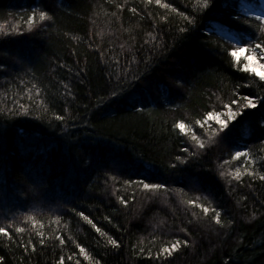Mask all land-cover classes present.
<instances>
[{"label": "trees", "instance_id": "1", "mask_svg": "<svg viewBox=\"0 0 264 264\" xmlns=\"http://www.w3.org/2000/svg\"><path fill=\"white\" fill-rule=\"evenodd\" d=\"M246 1L263 7L260 0ZM215 2L223 14L201 12L185 39L179 32L183 18L155 0H0V227H23L25 232L14 236L24 243L31 237L36 249L29 245L24 251L16 238L0 237V264H59L60 258L65 264H264V181L259 179L264 139L241 117L233 122L230 143L192 157L179 151L194 143L191 131L172 130L183 120L207 140L195 121L206 111H225L217 96L227 103L237 84L247 85L241 93L264 96L258 78L239 72L223 54L252 38L251 30L225 21L254 14L242 11V0ZM161 3L195 15L203 0ZM45 4L55 11V23L48 27L51 22L37 18L30 30L27 17ZM216 25L234 38L223 36ZM32 52L39 57L31 58ZM63 84L76 97L68 96L67 104ZM136 99L143 104L133 107ZM21 103L30 115L9 111ZM57 114L65 119L57 121ZM249 150L251 160L232 159L235 151ZM176 155L187 163H178ZM148 168L150 180L165 183L169 191L153 194L124 183L143 178ZM236 171L242 182L233 178ZM197 177L203 186L192 190L190 181ZM134 191L128 208L118 203L117 196L127 199ZM196 197L210 209L206 215L188 203ZM213 208L221 213L223 227L215 223ZM37 232L44 233V245ZM57 236L66 243L60 245ZM177 239L182 246L172 257L155 259ZM77 244L92 260L84 259Z\"/></svg>", "mask_w": 264, "mask_h": 264}, {"label": "snow or ice", "instance_id": "2", "mask_svg": "<svg viewBox=\"0 0 264 264\" xmlns=\"http://www.w3.org/2000/svg\"><path fill=\"white\" fill-rule=\"evenodd\" d=\"M153 0H147L148 4H152ZM53 3H55V0H53ZM155 4L160 6L164 9L171 8L172 12H176L179 16L183 18L185 21V26L179 28V32L184 34V38L186 39L188 37V34L192 31V29L195 28V23L197 17L200 15L201 12L207 10L212 13L217 14H223V6L220 3H216L215 0H203V3L201 5L200 11H198L195 15H188L185 14L182 11H178L177 8L172 7L169 3H161V0H155ZM47 9V10H45ZM133 13L137 11L135 7L131 9ZM51 13V14H50ZM37 18L39 21H48L51 22L48 24V27H51L52 24L55 23V11H53L51 8L48 7L47 4H45L41 8L33 9L31 11V14L27 17V22L31 26L36 23ZM167 21V17L165 18ZM226 23L231 24L232 26H239L243 25L242 31H249L251 30V36L252 38L248 41H246V46H240L233 48L230 52L225 49L224 55L228 56L230 55L232 60L230 63H234L237 67V70L239 72L245 73L249 76L258 78L257 83L259 84V87L264 89V7L261 8L259 14H254L251 19L244 18L241 19L240 16L232 17L230 20L225 21ZM13 32H17V34H22L17 31L16 28L12 29ZM5 36L11 35V32L5 31ZM149 41H145V43H148ZM155 46V45H154ZM166 46V45H165ZM123 47V45H121ZM217 54H220L217 52ZM24 58L31 59L33 56L39 57L38 52H32L31 58H29L27 55L22 53ZM118 63V62H117ZM60 68H64L65 65L61 64L59 65ZM4 70V66L0 64V71ZM83 71V70H81ZM246 77H241V79H245ZM59 83V82H57ZM119 84V81H117ZM57 85L53 84L52 87L55 88ZM35 87V86H33ZM175 87L177 89L183 88L184 84L183 82L180 84H176ZM241 87H247V85H235V89L232 93L231 99L227 103H223L221 101V98L219 96L216 97L217 101H220L222 108L225 111H217V110H209L206 111L205 116L202 119H198L195 121V124L199 126V128L204 129V135H208V139L205 140L201 138V136L197 135L196 131L189 128V126L183 121L174 122L172 125V130H179V133L181 134H187V132L191 131L190 140L194 142L191 147L184 146L180 148V152L183 153H189L192 157H196L198 155L202 154V150H205L209 146H216L221 145L224 143H230L233 129L235 128V123H239V118L244 117L245 119L250 120V122L253 125V128L256 132L259 133V138L264 139V96H256L253 97V94L251 92L248 93H241L239 89ZM64 93L62 94L65 98V104L69 103L67 97L72 96L71 89L68 84H63ZM31 91V89H30ZM44 91H47L45 89ZM36 97H40L41 95V89L37 88L36 90ZM50 96V103L55 104L56 98L54 96ZM29 99H32V97H29ZM76 97L72 96V100H75ZM211 100V97H209ZM143 104L142 100L136 99L133 107H136L137 105ZM36 107H39V105H36ZM138 111H143V108L140 107L137 109ZM10 112L14 115H30V109L26 108L23 103L19 105V107L15 110L9 109ZM47 111V109H45ZM55 119L57 121H63L65 119V116L62 114H57L55 116ZM230 124H232V128H230ZM218 126V127H215ZM215 127V130L212 131L209 135V130L213 129ZM250 151L244 152V151H235L234 155L232 156L233 160L240 161L241 158H245L248 160H251ZM175 160L180 164H185L187 161L183 160L181 156L176 155ZM225 164L230 163V161L225 160ZM172 169L177 168V163H171L169 165ZM223 167V165H221ZM152 175V170L150 168L145 169V174L143 178L137 179L134 181H125L124 183L127 185H136L137 188H140L148 193H157L160 190L163 191H169L167 185L163 182H153L150 180V177ZM221 176H224L225 173L221 172ZM254 172H248V176H254ZM237 182H242L243 178L239 171L235 172V175L233 177ZM259 179L261 181H264V175H260ZM113 181H116V177H112ZM190 185L192 190H198L203 186V179L202 178H195L190 181ZM182 191V190H181ZM115 194V193H113ZM118 203L122 205L124 208H128L130 200L136 199V193L135 191L131 194L129 198H125L124 196H117L116 197ZM200 199V197H196L195 199L188 201V203L192 204L194 207L201 208L203 213L206 215L210 209L208 207H205L203 205H200L197 203V201ZM70 211L75 212L77 216H79L83 221H86L88 225H91L93 229L97 233H100L101 236H107L108 241L111 245L115 246L116 248L120 247V244L116 239H113L111 236H108V233L103 232L101 228L97 227V225L93 222L92 219L89 218L88 215H86L83 211H76L75 208L70 209ZM211 211L215 214L214 219L215 223L217 225H220L223 227V224L221 223V213L217 211L215 208L211 209ZM192 215H196V213H192ZM29 219H32L29 217ZM105 219L109 220V223H111V219L108 217H105ZM59 223V219L56 221ZM164 222H161L163 224ZM191 223V221H189ZM181 231L187 232V228H181ZM25 232V229L23 227H16L13 228V225L9 224L6 227H0V237L7 238L8 241H13L14 238H16L19 243L23 246L24 251L29 250V245H32L31 250L34 252L35 244L32 241V238L29 237L27 243L23 242L22 237H15L14 234H23ZM36 235L40 237V244L44 245V233L43 232H37ZM56 239L59 241L60 245H64L66 243L65 238L63 236H57ZM70 240L71 237H68ZM182 246V243L179 239L175 240V242L170 243L167 247H163L159 250L158 254L156 255L155 259L161 260V259H167L172 257L173 253L177 252ZM183 246H188V241L185 240L183 242ZM76 247L79 249V252L83 254V257L85 260H92V257L89 255V253L86 251L84 247L77 244ZM68 259H71V256L68 257ZM59 264H65L64 258L59 259ZM75 264H81L80 260H77Z\"/></svg>", "mask_w": 264, "mask_h": 264}, {"label": "rangeland", "instance_id": "3", "mask_svg": "<svg viewBox=\"0 0 264 264\" xmlns=\"http://www.w3.org/2000/svg\"><path fill=\"white\" fill-rule=\"evenodd\" d=\"M261 5L264 7V0H260ZM242 11L247 14H259L260 9L257 8V5L254 2H248L246 0H242L241 2ZM216 27L220 30V33L226 38H234L232 34H229L228 31H223L219 25Z\"/></svg>", "mask_w": 264, "mask_h": 264}]
</instances>
